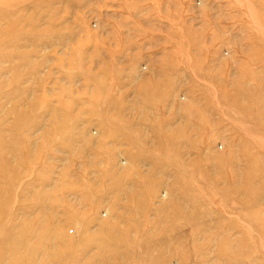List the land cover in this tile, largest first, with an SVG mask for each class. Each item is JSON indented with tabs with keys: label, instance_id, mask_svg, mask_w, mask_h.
Here are the masks:
<instances>
[{
	"label": "rangeland",
	"instance_id": "obj_1",
	"mask_svg": "<svg viewBox=\"0 0 264 264\" xmlns=\"http://www.w3.org/2000/svg\"><path fill=\"white\" fill-rule=\"evenodd\" d=\"M0 264H264V0H0Z\"/></svg>",
	"mask_w": 264,
	"mask_h": 264
}]
</instances>
